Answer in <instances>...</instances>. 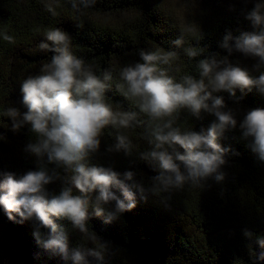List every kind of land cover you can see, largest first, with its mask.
Masks as SVG:
<instances>
[{"label":"clouds","instance_id":"clouds-1","mask_svg":"<svg viewBox=\"0 0 264 264\" xmlns=\"http://www.w3.org/2000/svg\"><path fill=\"white\" fill-rule=\"evenodd\" d=\"M95 3L71 0V8L82 12ZM233 3L243 5L229 11L238 12L249 30L234 33L226 29L216 43L219 51L208 47L205 55L198 46H185L181 34L171 41L172 49H140L139 60L120 68L116 89L138 112L114 110L106 102L112 70L98 75L72 53L69 33L49 29L39 48L52 54L50 61L20 86L19 103L24 110L8 107L4 112L13 132L27 126L33 134L24 152L36 158V168L20 174L0 170V212L12 222H30L39 248L58 256L64 264H104L111 242L106 240L99 248L73 245L70 229L94 241L96 236L88 228L93 219L111 225L150 197L167 194L161 200L167 206L171 194L185 186L205 187L209 181L223 184L228 178V158L239 155L223 143L234 130L239 129L251 152L264 164V108H250L238 119V110L229 107L221 95L227 93L236 104L246 90L264 96V0ZM46 7L55 15L50 4ZM3 38L12 40L7 34ZM181 48L184 56L197 61L196 74L186 73L177 79L170 69L179 57L173 49ZM233 57L252 60L251 68ZM185 111L196 120L205 115L213 119L199 130L182 127L178 117ZM109 126L116 135L103 151L122 153L132 160L123 172L92 162L101 153L102 137ZM137 127L145 129L149 148L133 158V141L126 130ZM137 160L154 173L148 184L133 170ZM57 183L59 190H50ZM58 221H66L70 229ZM242 235L259 249L255 260L264 262V235L257 236L247 228Z\"/></svg>","mask_w":264,"mask_h":264},{"label":"trees","instance_id":"trees-1","mask_svg":"<svg viewBox=\"0 0 264 264\" xmlns=\"http://www.w3.org/2000/svg\"><path fill=\"white\" fill-rule=\"evenodd\" d=\"M55 15L47 10V5ZM242 4L233 3L220 16L195 13L197 8L187 6L177 15L168 0H96L93 7L76 12L71 0H0V170L17 174L36 168V158L24 152L25 145L34 139L26 126L19 132L11 130V122L4 115L8 107L23 111L20 86L23 80L39 73L43 63L50 61L51 53L39 48L45 33L60 28L71 37L72 53L90 64L98 75L112 70L113 81L106 93V102L114 110L136 111L135 104L117 91L120 68L139 60L140 49H172L171 41L183 34L185 46H198L207 55L208 47L219 51L216 43L226 29L249 30V25L239 16ZM248 7H251L249 4ZM7 34L11 41L3 37ZM173 62L170 74L195 73L196 60H189L183 49ZM199 59V57L197 58ZM242 64L251 68L252 60L243 57ZM176 68L180 71L177 73ZM254 75H258L254 73ZM229 107L239 112L238 119L250 108H264V96L256 90L245 91L239 104L227 93H222ZM237 95L241 93L238 91ZM142 120L147 118L143 115ZM213 117L205 115L196 120L186 111L178 117L182 127L199 130L207 127ZM123 131V130H122ZM133 141L135 154L149 148L144 139L145 129L126 130ZM116 130L109 126L102 137L101 153L93 163L113 166L123 172L132 160L122 153L106 154L103 149L114 142ZM224 144H230L238 153L228 158L225 168L228 178L223 184L209 181L200 188L185 186L171 194L167 206L162 196L138 202L135 210L125 213L111 225L99 219L89 221L88 228L96 239L89 240L71 230L66 221H58L70 229L73 245L101 247L110 241L105 250L104 264H264L255 260L254 246L242 235L247 228L257 236L264 235V164L260 163L242 139L239 129L227 135ZM133 170L145 184L154 173L142 161H136ZM50 190L58 191L59 183ZM30 222L9 221L0 212V264H64L58 257L44 252L36 244Z\"/></svg>","mask_w":264,"mask_h":264},{"label":"rangeland","instance_id":"rangeland-1","mask_svg":"<svg viewBox=\"0 0 264 264\" xmlns=\"http://www.w3.org/2000/svg\"><path fill=\"white\" fill-rule=\"evenodd\" d=\"M168 2L170 8L173 9L178 16L182 13L187 14L184 9H186L187 6L193 5L197 8L195 13H208L214 15V19L220 16L233 4V0H168Z\"/></svg>","mask_w":264,"mask_h":264}]
</instances>
